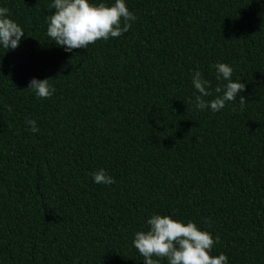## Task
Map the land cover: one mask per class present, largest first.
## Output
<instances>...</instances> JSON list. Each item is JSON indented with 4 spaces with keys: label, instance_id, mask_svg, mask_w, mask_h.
<instances>
[{
    "label": "trees",
    "instance_id": "trees-1",
    "mask_svg": "<svg viewBox=\"0 0 264 264\" xmlns=\"http://www.w3.org/2000/svg\"><path fill=\"white\" fill-rule=\"evenodd\" d=\"M50 2L0 0L25 33L0 48V264H142L131 239L153 213L211 233L228 264H264V0H126L127 32L71 53L46 35ZM216 62L243 106L191 102L192 71L217 95Z\"/></svg>",
    "mask_w": 264,
    "mask_h": 264
},
{
    "label": "clouds",
    "instance_id": "clouds-1",
    "mask_svg": "<svg viewBox=\"0 0 264 264\" xmlns=\"http://www.w3.org/2000/svg\"><path fill=\"white\" fill-rule=\"evenodd\" d=\"M48 7L54 11L46 18V35L66 53H71L73 49H85L98 40L118 38L129 30L130 22L136 20V16L126 7V0H111L110 3L104 0H51ZM24 35L21 26L10 18L8 8L0 7V48L6 49V52L16 49ZM212 68L216 80L223 83L215 87L217 95L210 100L204 99L213 95L209 81L199 70L191 72L190 83L195 90L191 102L195 108L216 113L238 97L243 106L241 93L245 85L232 79V67L216 62ZM49 80L33 77L26 89L35 98H48L54 92ZM25 124L33 133L38 130L35 120H26ZM91 178L96 184L114 183L104 169L91 173ZM144 225L146 228L135 231L131 239L132 247L143 257L142 264H160L161 261L166 264H228L223 253L211 254L217 242L212 234L198 228L191 220L185 222L169 215L153 213L147 217Z\"/></svg>",
    "mask_w": 264,
    "mask_h": 264
}]
</instances>
